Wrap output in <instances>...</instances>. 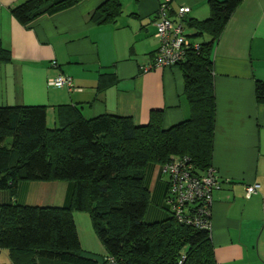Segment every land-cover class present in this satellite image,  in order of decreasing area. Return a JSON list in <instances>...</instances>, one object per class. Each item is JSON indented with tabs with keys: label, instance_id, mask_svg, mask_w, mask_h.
I'll use <instances>...</instances> for the list:
<instances>
[{
	"label": "crops",
	"instance_id": "crops-1",
	"mask_svg": "<svg viewBox=\"0 0 264 264\" xmlns=\"http://www.w3.org/2000/svg\"><path fill=\"white\" fill-rule=\"evenodd\" d=\"M24 1L0 0V43L10 54L8 63H0V107L44 106L49 128L57 127L58 107L63 105L76 107L87 120L114 115L130 118L136 126L148 124L158 111L163 129L189 119L180 69L145 71L159 47L154 24L165 0H119L122 14L104 25L94 24L91 17L107 0H82L29 26L11 14ZM168 6L171 18L181 6L189 7L183 18L186 29L185 20L209 17L207 0H170ZM212 64L216 103L212 166L222 180L211 208L214 259L216 264H264V249L254 244L251 228L264 224V107L254 92L256 80L264 82V0L240 3L213 46ZM58 74L70 77L80 91L48 87L47 80ZM112 74L117 81L99 90L100 76ZM168 180L160 166L147 168L148 224L168 217L164 209ZM252 184L260 189L246 199L245 189ZM66 191L65 182H20L13 202L61 207ZM9 202L8 194L1 192L0 203ZM73 220L82 250L103 254L89 216L85 220L73 213ZM77 220L86 222V247Z\"/></svg>",
	"mask_w": 264,
	"mask_h": 264
},
{
	"label": "trees",
	"instance_id": "trees-1",
	"mask_svg": "<svg viewBox=\"0 0 264 264\" xmlns=\"http://www.w3.org/2000/svg\"><path fill=\"white\" fill-rule=\"evenodd\" d=\"M81 1L26 0L11 14L29 26ZM242 1L207 0V19L185 20L192 31L187 35L191 44L202 36L208 39L188 50L176 65L190 115L168 129H163L159 111L151 114L148 124L136 126L130 118L114 115L87 120L76 107L63 105L58 107L57 127L49 128L44 106L0 107V193L10 199L0 203V250L9 252L12 264H179L182 256L181 264H216L210 230L184 226L172 217L166 205L169 186L164 199L167 219L144 221L150 202L145 175L149 166L164 169L172 158L185 157L198 177L214 168L212 49ZM121 14L120 1L107 0L91 21L111 24ZM9 61L10 54L0 43V63ZM116 81L113 74L101 75L98 89ZM254 92L264 107L263 81L256 80ZM20 182H65L64 204H17L13 201ZM75 212L89 216L105 256L82 250Z\"/></svg>",
	"mask_w": 264,
	"mask_h": 264
},
{
	"label": "built area",
	"instance_id": "built-area-1",
	"mask_svg": "<svg viewBox=\"0 0 264 264\" xmlns=\"http://www.w3.org/2000/svg\"><path fill=\"white\" fill-rule=\"evenodd\" d=\"M169 1L163 2L156 14L155 37L159 41L153 62L145 71L153 68L174 67L185 57L191 48L198 49V43H190L187 37L183 18L189 7L181 6L175 18L168 16ZM56 66V62H52ZM50 88L67 89L68 92L80 91L70 77L58 74L47 80ZM169 177V190L166 205L176 222L196 230H210L211 208L216 194L222 189V180L217 170L210 168L205 175L198 177L191 171V165L184 158H172L163 169ZM260 189L259 184L246 187L245 197L251 198ZM182 256L179 264L184 261Z\"/></svg>",
	"mask_w": 264,
	"mask_h": 264
},
{
	"label": "rangeland",
	"instance_id": "rangeland-1",
	"mask_svg": "<svg viewBox=\"0 0 264 264\" xmlns=\"http://www.w3.org/2000/svg\"><path fill=\"white\" fill-rule=\"evenodd\" d=\"M185 30H186L187 35H189L190 34L189 30L188 29H185ZM207 39H208V37H203V38H199L198 40L203 42V41H207ZM48 126L51 127L50 121L48 123ZM75 213L84 216V218L86 220V212H84V213L83 212H75ZM253 217L257 218V216H253ZM77 225H78L80 237L82 238V244L86 247V222L78 221ZM251 228L254 230V238H253L254 244L256 246L258 245L260 251H262L264 249V224H263V222L261 224H260V222H257L256 224L252 225ZM101 246L104 250L103 254L94 252L96 250H93V249H92L93 252H90V253L94 254L95 257L105 256L106 250L104 249L102 244H101ZM0 264H12L8 251L0 250Z\"/></svg>",
	"mask_w": 264,
	"mask_h": 264
}]
</instances>
